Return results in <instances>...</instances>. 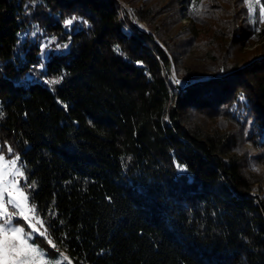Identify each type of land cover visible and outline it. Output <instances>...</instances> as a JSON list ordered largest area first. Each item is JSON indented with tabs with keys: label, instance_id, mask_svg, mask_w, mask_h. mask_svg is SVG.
<instances>
[{
	"label": "trees",
	"instance_id": "1",
	"mask_svg": "<svg viewBox=\"0 0 264 264\" xmlns=\"http://www.w3.org/2000/svg\"><path fill=\"white\" fill-rule=\"evenodd\" d=\"M122 1L0 0V151L36 243L74 264H264V23L239 0Z\"/></svg>",
	"mask_w": 264,
	"mask_h": 264
},
{
	"label": "snow or ice",
	"instance_id": "2",
	"mask_svg": "<svg viewBox=\"0 0 264 264\" xmlns=\"http://www.w3.org/2000/svg\"><path fill=\"white\" fill-rule=\"evenodd\" d=\"M244 3L248 6L251 22L253 24L264 23V7L259 8L257 15V5L260 0H244ZM195 11L194 6L193 12ZM78 19L82 18L73 16L66 19L64 25L66 27L72 25ZM87 23L86 20L83 21V24ZM256 30L259 31V28ZM60 47L61 45H57V48ZM62 47L67 48L68 45L64 44ZM62 78L50 80L47 83L57 84ZM176 83L179 84L181 81L177 80ZM240 99L244 100L245 98L241 95ZM7 151L11 153L13 149L8 147ZM19 160V155L6 159L3 152L0 151V221H2L0 222V264H59V260L55 256L45 259L48 254L36 245L33 234L38 233L40 236H45L46 230L40 232L32 223V220L35 219L37 223L43 224L35 216V205L29 204L27 194L19 186L18 177L24 176V172L18 167ZM177 167L182 171L186 170L181 165H177ZM5 196H7V200H5ZM9 208L12 210L10 211ZM15 218L22 219L31 231L26 232L24 226H14ZM47 243L53 248L56 247L51 239H48ZM64 259L66 260L67 257Z\"/></svg>",
	"mask_w": 264,
	"mask_h": 264
},
{
	"label": "rangeland",
	"instance_id": "3",
	"mask_svg": "<svg viewBox=\"0 0 264 264\" xmlns=\"http://www.w3.org/2000/svg\"><path fill=\"white\" fill-rule=\"evenodd\" d=\"M239 1L242 3L243 6H247V4L244 3V0H239ZM119 2H120L121 5H124V6L127 7V8L129 7V6H128L127 4H125L122 0H119ZM247 7H248V6H247ZM260 7H262V5H261V0H260V3L257 5V9L259 10ZM133 21H134V23L137 24V26H138L139 28L144 29V30H147V26H146V24H145L144 22L138 21V20H136V19H134ZM125 29L128 30V28H125ZM45 60H46V58H44V59L42 60L43 63H42L41 65H38L39 68H43V64L45 63ZM171 70H172L173 80L176 82V81H177V78L174 77V72H173L172 67H171ZM179 81H181V83H179V84L176 83L179 87H180V84L185 83V81H183V80H179ZM4 156H5V155H4ZM13 157H14V156H13ZM5 158H6V159H11L12 157L8 158V157L5 156ZM18 167H20L21 170L23 171V169H22V167H21L19 161H18ZM18 179H19V186H20L21 188H23V186H22V180H23V177H18ZM255 187L257 188V186H255ZM23 190H24V188H23ZM24 192H25V190H24ZM25 193H26V192H25ZM26 194H27V193H26ZM5 200H7V196H5ZM29 204H30V203H29ZM30 205H31V204H30ZM9 210L11 211L12 209L9 208ZM35 216L38 217L40 221H42L41 217L38 216V215L36 214V212H35ZM0 222H2V221H0ZM42 222H43V221H42ZM32 223L36 225V227L39 229L40 232H45V226H44V223L41 225V224L37 223V221H36L35 219L32 220ZM14 226H24L26 232H30V231H31V229L27 227V225L25 224V222H24L22 219H19V218H15V225H14ZM33 235H34V238L37 237V236H40L38 233H34ZM30 242H31V241H30ZM36 245H37L40 249H42V250H44V251L46 252V250H45L44 248H42L40 245H38L37 243H36ZM46 253H47V252H46ZM47 254H48V253H47ZM61 254H62V255H61ZM50 257H53V256H49V255H48V256L45 257V259H48V258H50ZM55 257L58 258V260H59V264H74V262H73V260L70 258V256L67 255V254L64 253V252H63V253H61V252H60V253H57V254L55 255ZM64 257H67V259L65 260Z\"/></svg>",
	"mask_w": 264,
	"mask_h": 264
},
{
	"label": "built area",
	"instance_id": "4",
	"mask_svg": "<svg viewBox=\"0 0 264 264\" xmlns=\"http://www.w3.org/2000/svg\"><path fill=\"white\" fill-rule=\"evenodd\" d=\"M185 83H186V82H185ZM185 83L180 84V86L183 85V84H185Z\"/></svg>",
	"mask_w": 264,
	"mask_h": 264
},
{
	"label": "water",
	"instance_id": "5",
	"mask_svg": "<svg viewBox=\"0 0 264 264\" xmlns=\"http://www.w3.org/2000/svg\"><path fill=\"white\" fill-rule=\"evenodd\" d=\"M185 82H187V81H185ZM178 86V85H177Z\"/></svg>",
	"mask_w": 264,
	"mask_h": 264
}]
</instances>
